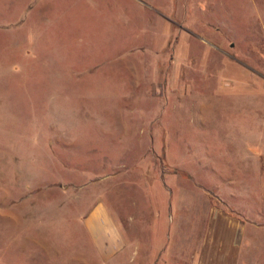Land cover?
Instances as JSON below:
<instances>
[{"label":"rangeland","instance_id":"obj_1","mask_svg":"<svg viewBox=\"0 0 264 264\" xmlns=\"http://www.w3.org/2000/svg\"><path fill=\"white\" fill-rule=\"evenodd\" d=\"M261 153L264 0H0V264H191L193 206Z\"/></svg>","mask_w":264,"mask_h":264},{"label":"crops","instance_id":"obj_2","mask_svg":"<svg viewBox=\"0 0 264 264\" xmlns=\"http://www.w3.org/2000/svg\"><path fill=\"white\" fill-rule=\"evenodd\" d=\"M255 155L258 171L256 193L253 191L254 186L251 182L255 175L251 173L250 168V172H243L241 179L240 176L234 177L233 174L223 177L222 185L228 187L227 191L225 187L214 189L219 204L213 203L206 207L205 201L198 200L197 205L193 206L197 221L201 214L204 221L201 225L198 223V226L194 227L195 229L201 227L202 231L196 240L191 264H251L249 258L255 252L252 233L264 231V153ZM248 198L251 199L250 202L246 201ZM173 206L172 202L170 206H167L169 212L175 210L177 213L180 210L182 214L187 209V213L191 214L188 211L189 200L181 208L174 209ZM170 221L175 220L172 217ZM178 221L181 223L183 220L178 219ZM83 224L103 261L111 259L125 247L126 242L121 230L104 202H98L92 208L84 218ZM152 249H154L153 246ZM164 250H167L166 245L160 248L159 252ZM160 255L157 258L162 264L165 256Z\"/></svg>","mask_w":264,"mask_h":264}]
</instances>
